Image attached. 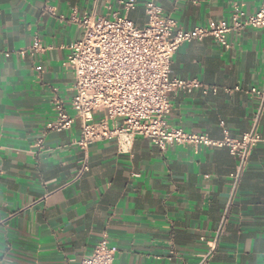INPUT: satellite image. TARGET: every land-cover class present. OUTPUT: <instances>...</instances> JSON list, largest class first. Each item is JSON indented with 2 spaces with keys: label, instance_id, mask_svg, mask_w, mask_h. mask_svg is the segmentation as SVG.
I'll return each instance as SVG.
<instances>
[{
  "label": "crops",
  "instance_id": "0c3cea01",
  "mask_svg": "<svg viewBox=\"0 0 264 264\" xmlns=\"http://www.w3.org/2000/svg\"><path fill=\"white\" fill-rule=\"evenodd\" d=\"M125 1L0 0V264H79L102 235L117 249L114 264H200L214 240L205 264H264V106L256 127L262 141L233 196L237 161L226 149L161 151L137 137L118 153L114 141H102L88 147V171L78 177L79 121L61 132L47 128L56 101L75 116L66 61L81 31L70 15L117 12L142 27L145 0L129 11ZM156 3L190 30L228 23L234 6L253 14L264 0ZM227 42L229 49L210 38L184 43L173 55L171 78L196 79L218 93L170 94L168 126L211 139L251 129L258 102L245 91L264 90V28Z\"/></svg>",
  "mask_w": 264,
  "mask_h": 264
},
{
  "label": "built area",
  "instance_id": "2783aa9c",
  "mask_svg": "<svg viewBox=\"0 0 264 264\" xmlns=\"http://www.w3.org/2000/svg\"><path fill=\"white\" fill-rule=\"evenodd\" d=\"M134 3L135 0H127L121 5L129 11ZM143 8L146 21L142 27H136L117 12L80 18L75 13L70 15L68 20L81 31L80 39L70 46L66 61L74 76L71 109L75 116H69L63 105L56 101L53 106L55 120L47 128L61 132L70 129L75 120L79 121L76 145L84 156L78 177L88 171V147L102 141H114L118 153H128L137 137L149 140L161 151L171 146L226 149L237 161L230 175L233 196L253 149L262 141L256 127L264 106V90L251 88L245 91L258 102L248 132L232 138L224 131L221 139H211L205 134L185 132L166 124L171 111L170 94L218 93L217 87L206 86L196 79L171 78L170 66L173 55L184 43L210 38L223 49H229L228 35H240L245 29H263L264 4L253 14H246L234 6L228 23L220 21L190 30L177 28L174 20L163 15L156 0H145ZM48 12L55 15L52 10ZM58 20L64 21L65 17L60 16ZM97 113H102L103 118L95 121ZM38 146H41L40 142ZM228 209L229 205L221 225ZM220 230L221 226L219 233ZM215 242L210 252L201 257L200 264L208 261ZM116 253V247L102 235L92 253L79 264H114Z\"/></svg>",
  "mask_w": 264,
  "mask_h": 264
}]
</instances>
